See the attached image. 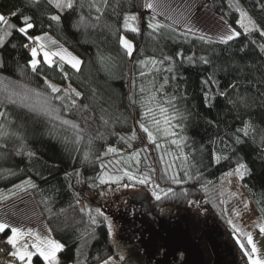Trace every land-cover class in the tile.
Masks as SVG:
<instances>
[{"label": "trees", "instance_id": "trees-1", "mask_svg": "<svg viewBox=\"0 0 264 264\" xmlns=\"http://www.w3.org/2000/svg\"><path fill=\"white\" fill-rule=\"evenodd\" d=\"M207 1L237 37L223 43L178 32L153 20L144 0H74L63 11L48 0H0V14L16 26L5 35L0 25V206L32 194L62 245L58 264L118 256L108 218L96 211L109 187L144 189L154 214L210 213L232 235L221 182L243 164L238 182L264 222V36L237 25L246 13L264 30V0ZM22 16L35 24L30 36L50 35L78 56L79 70L42 61L33 71L23 47L29 41L16 30ZM126 16L137 17L127 28ZM149 22L162 27L153 32ZM162 118L171 119L174 134L160 129ZM125 173L149 182L129 181Z\"/></svg>", "mask_w": 264, "mask_h": 264}, {"label": "rangeland", "instance_id": "rangeland-1", "mask_svg": "<svg viewBox=\"0 0 264 264\" xmlns=\"http://www.w3.org/2000/svg\"><path fill=\"white\" fill-rule=\"evenodd\" d=\"M148 2L154 4L153 9L145 7ZM144 9L157 22L166 24L178 32L198 38L204 37L206 40L221 42L224 32L222 26L231 28L211 8L207 0H144ZM248 19L246 13L243 17L240 16L237 22L240 31L245 32L241 21L247 24ZM252 29L249 25V31ZM39 37L44 38L40 41L45 44L44 50L58 53L63 49L80 60L50 35ZM122 38L131 43L124 35ZM53 41L55 43H52ZM36 59L37 65L44 62L42 54ZM50 59L51 65L61 62L71 67L66 60L61 61L59 55H53ZM64 88L68 92L72 90L68 84ZM170 121L169 118H162L160 121V129L165 134H174V131L170 130ZM231 173L232 175L223 178L221 189L222 193L227 195V216L236 230L232 235L225 231L210 213L164 208L159 214H154L144 189L132 185L109 187L104 198L97 204V208L108 218V227L109 222L112 224L110 235L118 254L117 257L107 260L110 264H172V261H178L183 256L181 264H242V252L249 264L252 260L264 261V234L259 230L264 222L238 182L243 175V169L239 174L235 170ZM246 234L253 238L255 253H251L252 245L248 244ZM241 244L244 245L243 248ZM121 255L124 256L123 260H120Z\"/></svg>", "mask_w": 264, "mask_h": 264}, {"label": "snow or ice", "instance_id": "snow-or-ice-1", "mask_svg": "<svg viewBox=\"0 0 264 264\" xmlns=\"http://www.w3.org/2000/svg\"><path fill=\"white\" fill-rule=\"evenodd\" d=\"M32 2H36V0H32ZM48 4L55 7L56 9L63 11L64 9H72L74 6V0H48ZM145 7H147L148 9H153L154 8V4L152 2H148L146 3ZM13 16L18 15L16 12L12 13ZM242 17L244 16V13H241ZM51 21L59 23L60 22V16L59 15H52L50 17ZM137 17L136 16H126L124 18V27L127 28L128 27V21L129 20H136ZM155 18L153 17V20ZM0 25L4 26L5 29V35H11L12 34V30L16 28L15 25L11 24L9 22V19L6 18L5 15L0 14ZM249 25L251 26V28L257 30L260 32L261 36H264V30L257 28L256 24L254 21L251 20V18L248 19V23L244 24L241 21V27L244 28L245 32L249 31ZM35 27L34 22H32V18L30 16H22V26L18 27V29H16L21 35L25 36L27 38L28 41H30V43H25L23 45V47L27 48L29 50V54L31 57L30 60V66L31 69L33 71H36L37 69V56L41 55L44 58V62L51 65L52 61L50 59L51 56L53 55H59L60 60L61 61H67L71 67L73 69H77L79 70V66L81 64V61L79 59H77L76 57L72 56L70 53H67L66 50L61 49L60 52L58 53H50L45 49V44L41 43L40 41L42 39H44L43 37H33L29 35V30L33 29ZM162 27V25H160L159 23H153V22H149L148 23V28L153 29V32H155L158 28ZM224 28V32L221 35V42L223 43H227L228 41H231L233 38L237 37L239 35V33L237 31L232 30L231 28H229L227 25H223L222 26ZM133 32H138L139 29L138 28H132ZM201 39H205L204 37H201ZM3 38L0 37V46L3 45ZM52 43H55V41H53ZM121 43L123 44L125 50H126V54L131 56L133 54V45L131 43H129L126 39H121ZM264 47V46H262ZM177 55H182L180 53H178ZM165 59H169L168 57H165ZM189 60H191L192 58L189 57ZM202 62L204 63H208V61L204 58L201 57L200 58ZM152 63H155V61H153ZM169 71H171V69H168ZM143 75V72L141 73ZM167 79H165V84L167 83ZM49 87L51 88L53 93H57L60 90L58 88H56L55 86L49 85ZM163 87V86H161ZM143 91V90H142ZM76 96H79L80 93L76 92L75 93ZM171 102V101H169ZM4 116V113H0V117ZM159 123V122H157ZM140 128L143 130V132H146L148 134V139L151 141L153 139V134L152 132L144 125L143 122H141L140 124ZM237 131H241L240 129H238ZM244 131V135H248V130H247V126L245 127ZM173 143H176V141H172ZM239 142V141H238ZM109 152H113L115 151L112 148L108 149ZM31 155V154H30ZM245 168V165L240 164L238 165V167L235 169V172L237 174L240 173V170ZM125 175L128 176L129 181H134L135 183H139V184H146L149 182L148 176L144 175L142 178L141 177H136L134 175L125 173ZM227 175H232L231 172L227 173ZM119 178H117L118 180ZM106 181L103 178H100V183L104 184ZM174 182L179 183V180H176L174 178ZM29 184H31V182H28ZM32 187H35V185H31ZM153 195L155 196L156 200H160L161 197L159 194H157L155 191L153 192ZM97 213H99V209L96 210ZM100 215H102V213H100ZM105 220H107V217H104ZM91 222L93 224L96 223L95 218L91 219ZM10 229L11 235L10 237L7 239L6 243L8 245H11L12 248L15 249V251H10L6 254H10L12 257L14 258H18L20 260H24L26 257L29 261H31L32 259V253L29 252L28 249V245L24 244L21 247H17V242H18V238L20 236H22L23 230L19 227H15V226H10L7 223H0V233H3L7 230ZM260 233L264 234V225H261L259 227ZM112 231V224L111 222H109V232ZM28 235H33V233L31 231L28 232ZM247 235V242L248 244L252 245L251 248V253H255L256 252V247L255 244L253 242V238L250 234H246ZM37 240H40V238L37 236ZM46 245V247H45ZM32 247L34 249H36V251L39 253L40 256H42L44 258V260L48 261L49 264H55L54 259H52L55 256V253L60 250L62 248V245L60 243H57L54 240H41L40 243H33ZM241 247L243 248L244 245L241 244ZM246 255H250L249 253H246ZM124 256L121 255L120 256V260H123ZM104 264H110L109 260H105ZM251 264H264V261L261 260H252Z\"/></svg>", "mask_w": 264, "mask_h": 264}, {"label": "crops", "instance_id": "crops-1", "mask_svg": "<svg viewBox=\"0 0 264 264\" xmlns=\"http://www.w3.org/2000/svg\"><path fill=\"white\" fill-rule=\"evenodd\" d=\"M0 223H7L10 226L19 227L23 230V235L18 238L17 247L24 244L28 245V251L32 253V259L29 261L27 257L24 260L12 257L10 254L0 255V264H49L42 256L32 247L33 243H40L41 240L56 241L37 207V204L30 193H26L12 201L0 206ZM31 231L33 235H28ZM10 229L0 233V236L6 242L10 237ZM37 236L40 240H37ZM57 242V241H56ZM58 243V242H57ZM46 247V245H45ZM13 251L15 249L13 248ZM58 250L52 258L55 264H58Z\"/></svg>", "mask_w": 264, "mask_h": 264}, {"label": "built area", "instance_id": "built-area-1", "mask_svg": "<svg viewBox=\"0 0 264 264\" xmlns=\"http://www.w3.org/2000/svg\"><path fill=\"white\" fill-rule=\"evenodd\" d=\"M30 43V41L28 42ZM27 49V48H26ZM28 50V49H27ZM29 51V50H28ZM10 251H13V248L11 247V245H8L3 238L0 236V253L2 254H6Z\"/></svg>", "mask_w": 264, "mask_h": 264}, {"label": "flooded vegetation", "instance_id": "flooded-vegetation-1", "mask_svg": "<svg viewBox=\"0 0 264 264\" xmlns=\"http://www.w3.org/2000/svg\"><path fill=\"white\" fill-rule=\"evenodd\" d=\"M183 256L180 257V259H178V261H172V264H181L180 262L182 261Z\"/></svg>", "mask_w": 264, "mask_h": 264}, {"label": "water", "instance_id": "water-1", "mask_svg": "<svg viewBox=\"0 0 264 264\" xmlns=\"http://www.w3.org/2000/svg\"><path fill=\"white\" fill-rule=\"evenodd\" d=\"M80 207L82 208V204H80Z\"/></svg>", "mask_w": 264, "mask_h": 264}]
</instances>
